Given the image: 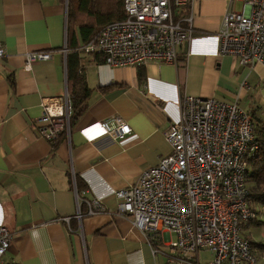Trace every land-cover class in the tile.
<instances>
[{
  "label": "crops",
  "instance_id": "crops-1",
  "mask_svg": "<svg viewBox=\"0 0 264 264\" xmlns=\"http://www.w3.org/2000/svg\"><path fill=\"white\" fill-rule=\"evenodd\" d=\"M238 1L194 0L188 8L194 33L177 48L175 64L150 60L112 67L99 55L70 48L114 20L113 12L94 7V17L78 11L92 25L84 34L73 16L77 0H0V223L11 234L0 264H208L209 251L201 249L197 256L172 252L173 233L162 231L152 240L149 232L134 227L131 216L117 212L113 192L170 152L164 132L178 119L182 94L239 102L249 93L246 80L264 75V65L249 67L232 54L218 53L222 16ZM37 50L51 51V57L25 69L24 54ZM76 73L88 89L85 109L75 119L70 115L68 134L61 132L50 142L33 127L40 100L68 92V75ZM247 101L261 116L264 95L259 91ZM111 116L124 119L131 134L98 136L96 122ZM92 198L106 211L85 215L82 199ZM79 200L80 219L75 216ZM258 215L264 220L261 209ZM247 223L244 237L255 264H264V228Z\"/></svg>",
  "mask_w": 264,
  "mask_h": 264
},
{
  "label": "built area",
  "instance_id": "built-area-1",
  "mask_svg": "<svg viewBox=\"0 0 264 264\" xmlns=\"http://www.w3.org/2000/svg\"><path fill=\"white\" fill-rule=\"evenodd\" d=\"M194 0H123V16L108 21L75 49L99 55L112 67H137L148 61L177 62V48L194 33L190 14L175 18L174 10ZM241 10H226L217 32L220 54H232L242 65H264V0H239ZM64 45L60 51L67 52ZM4 50L0 45V57ZM51 57V51H27L24 68ZM33 125L54 142L69 133L71 100L43 97ZM179 116L164 132L170 152L156 165L140 172L128 186L114 190L117 212L131 216L132 225L155 236L167 231L172 252L197 256L210 252L208 264H255L249 241L240 234V222H252L258 213L248 202L247 159L258 152L254 125L237 100L182 94ZM98 136L126 138L131 127L120 116L97 121ZM85 215L106 211L97 198L82 199ZM77 203L76 218L82 213ZM59 220L68 221L69 217ZM261 228V227H260ZM11 240L0 223V257ZM155 251V250H154ZM183 260H186L184 258ZM191 264H200L197 260Z\"/></svg>",
  "mask_w": 264,
  "mask_h": 264
},
{
  "label": "trees",
  "instance_id": "trees-1",
  "mask_svg": "<svg viewBox=\"0 0 264 264\" xmlns=\"http://www.w3.org/2000/svg\"><path fill=\"white\" fill-rule=\"evenodd\" d=\"M116 1H117L116 4L114 5L113 3L111 6L110 3L92 2L91 0H77V6H76L77 10L73 16L75 22L79 24L80 26L79 28L81 32L84 34L86 32L90 33L91 31L88 30V28L92 29V25L91 24L88 25L86 18L81 17L82 13H79L78 11L85 13L87 16L90 15L97 17V13L94 12L95 10L93 11L95 7L96 9H99L101 11L105 10L108 13L113 12V14H115L116 17L114 19H119L123 16L124 13L123 0H116ZM182 9L183 12L181 14L177 13L175 15L176 19L185 16L188 13L187 6ZM97 11L98 10H96V12ZM76 47L77 45L72 46L70 49L72 51L78 52L77 49H75ZM67 84H68V94L71 100V120H72L75 119L77 116H79L81 112L85 109L86 106L85 99L88 96V89L86 87L84 76L81 75L80 73H76L73 76L68 75ZM250 119L252 120V123L254 125L255 138L258 143V152L247 159L246 184L249 190L248 202L249 204L253 203V206L259 205L261 207V213L262 215H264V117L258 116L255 112H252V117ZM8 264H20V263L10 262Z\"/></svg>",
  "mask_w": 264,
  "mask_h": 264
},
{
  "label": "rangeland",
  "instance_id": "rangeland-1",
  "mask_svg": "<svg viewBox=\"0 0 264 264\" xmlns=\"http://www.w3.org/2000/svg\"><path fill=\"white\" fill-rule=\"evenodd\" d=\"M68 4H69V0H68ZM236 7H234L235 10H241L242 8V2L238 1L234 4ZM249 83L250 89H248V96L245 100H243V98H238L240 100H238L239 105L242 106V108L248 113L249 117H252V108H249V102L247 101L248 98L253 97V95H258L259 91L262 93V95H264V75L260 76L258 74H255L253 77H250L249 79L246 80ZM242 84V83H241ZM247 84V83H246ZM242 86H246V85H242ZM241 86V87H242ZM246 89V87H245ZM260 101V100H259ZM261 114L262 117H264V107H261L258 110ZM258 115V114H257ZM259 116V115H258ZM250 206L252 208H254L255 211H260L261 207L259 205L258 208H255V206H253V203L250 204ZM256 206V207H257ZM255 226H258L259 228L261 227L260 231L262 230V228H264V220H261V218L258 217L255 218L254 220H252V222ZM247 222H240V234L241 235H248L249 231L246 230L247 228ZM248 237V236H247ZM249 239V238H248ZM207 257V254L203 252V258ZM207 259V258H206ZM206 259L204 261H206Z\"/></svg>",
  "mask_w": 264,
  "mask_h": 264
}]
</instances>
